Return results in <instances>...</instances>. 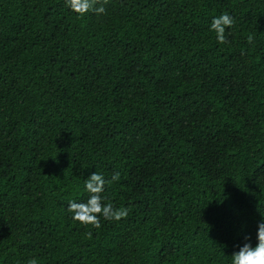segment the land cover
<instances>
[{"label": "trees", "instance_id": "trees-1", "mask_svg": "<svg viewBox=\"0 0 264 264\" xmlns=\"http://www.w3.org/2000/svg\"><path fill=\"white\" fill-rule=\"evenodd\" d=\"M93 4L0 0V264H230L264 216V0ZM95 171L128 210L99 227L67 211Z\"/></svg>", "mask_w": 264, "mask_h": 264}, {"label": "clouds", "instance_id": "clouds-1", "mask_svg": "<svg viewBox=\"0 0 264 264\" xmlns=\"http://www.w3.org/2000/svg\"><path fill=\"white\" fill-rule=\"evenodd\" d=\"M65 6L81 16L92 11L103 14L105 7L100 5L95 7L93 0H64ZM234 18L228 12H222L211 19L210 30L215 32L216 39L220 43L226 42V29H231ZM119 178V172H114L111 179ZM105 177L98 172L91 173L84 181V192L87 199L84 201L69 200L67 211L71 213V218L84 226H100L101 217L104 220L119 221L127 215L126 208L116 209L108 198L103 195L105 191ZM245 226L242 224L241 228ZM242 243L237 245L238 250L230 255V264H264V216L257 222L255 243L244 234ZM28 264H37L35 259L29 260Z\"/></svg>", "mask_w": 264, "mask_h": 264}]
</instances>
